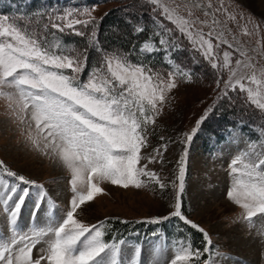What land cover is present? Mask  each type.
I'll use <instances>...</instances> for the list:
<instances>
[{
  "label": "snow or ice",
  "instance_id": "obj_1",
  "mask_svg": "<svg viewBox=\"0 0 264 264\" xmlns=\"http://www.w3.org/2000/svg\"><path fill=\"white\" fill-rule=\"evenodd\" d=\"M144 2L151 13L152 35L129 52L101 47L94 9L42 13L28 19L0 15V98L7 102L5 114L17 127L23 126L27 146L70 171L72 193L65 215L57 217L52 212L55 202L44 185L7 169L0 161V224L6 227L0 230V264H122L127 242L115 237L106 241V221L86 224L78 216L86 203L104 192L102 183L141 188L146 186L141 179L145 177L161 189L168 187L141 163L156 161L160 150H155L156 156H142L141 149H147L149 125L156 123L169 93L179 83L192 80L191 71L176 62L174 53L187 50L194 59L202 58L196 62L210 66L218 88L223 84L220 99L234 102L230 91L246 94L247 101L264 112V68L257 69L248 51L237 47L236 37L235 44L229 41L228 22L236 16L228 12L224 0L217 7L212 0H184L187 15L167 0ZM197 9L210 22L196 17L193 10ZM201 25L209 31L205 33ZM133 31L147 34L148 29L138 24ZM65 35L87 36L88 45L98 54L96 63L89 66L87 48H69L63 41ZM244 35H250L247 28ZM222 45L245 59H236L233 65L228 50H223L221 58ZM159 54L166 68L151 62ZM133 55L144 59L134 62ZM224 71L229 74L227 80L221 77ZM211 111L181 141L185 148L177 161L172 209L138 222L162 226L178 220L202 234L204 247L194 248L190 241L180 240L174 252L167 249L165 260L167 244L157 243L155 264H194L201 258L203 264H215L205 255L211 251L209 234L182 211L188 146ZM162 147L167 151L166 145ZM230 176L227 197L244 210L241 219L254 226L258 214L264 219V142H249L247 150L231 161ZM33 195V219L46 210L48 219L43 226L29 225L25 230L20 223L22 209ZM152 236L162 237L161 228ZM141 252V245L134 246L129 264H138ZM223 258L217 253L218 260Z\"/></svg>",
  "mask_w": 264,
  "mask_h": 264
},
{
  "label": "rangeland",
  "instance_id": "obj_2",
  "mask_svg": "<svg viewBox=\"0 0 264 264\" xmlns=\"http://www.w3.org/2000/svg\"><path fill=\"white\" fill-rule=\"evenodd\" d=\"M204 2L207 3V0ZM167 3L172 7L179 5L178 11L187 15V9L183 7L184 0H167ZM250 3L249 5L245 0H224L228 12L236 16V20L228 22V28L231 29L228 39L235 44L233 36L236 37L239 42L237 47L242 46L246 49L248 56L252 57V63L257 69H261L264 68V55L259 54L264 53V0H250ZM212 4L214 7L219 6V0H212ZM85 9H94L92 14L97 21L106 17L109 22L113 17L116 26L113 23L111 28L114 29L113 35L118 41L124 29L120 27V23L126 20L131 23L130 26L127 25L131 35H135L133 30L138 24L147 26V34L139 36L138 48L152 35L153 26L149 22L151 13L144 0H0V15L10 17L11 13L37 16L46 12ZM193 11L201 21L210 22V17H206L200 10ZM219 18L223 20L224 16L220 15ZM202 27L205 33L209 31L207 26ZM245 28L250 35H244ZM102 47L108 50L104 45ZM253 49H257L258 52H253ZM223 50L232 52L233 65L236 59H245L239 52L228 49L226 45L221 46V58ZM173 55L177 63L191 71L192 80L179 83L178 87L169 93L170 99L156 117V123L149 125L148 147L146 150L141 149L142 156H156L155 150H160L161 155L156 161L149 163L144 159L141 163L147 164V170L155 173L168 187L161 189L154 180L145 177L141 179L145 180L146 186L141 188L131 185L123 188L102 183L104 192L97 195L92 202L86 203L83 206L85 211L78 218L86 224H97L107 218L136 223L138 231L129 232L127 237L118 238L127 242L120 258L122 264H129L128 257L136 245L142 246L141 255L136 258L138 264H155L156 257L153 255L155 244L162 242L167 244L163 257L166 260L167 249L174 252L178 241L191 242L184 232L183 224L178 220L174 219L162 225L165 228V231L161 229L162 237L152 236V232L160 226L138 222L165 215L172 209L175 202L173 182L176 181L178 174L177 161L185 148L181 141L184 140V134L191 133L197 121L211 109L188 146L182 211L209 234L212 241L211 251L205 255L210 256L215 264H264V219L258 214L253 218L254 226L250 227L241 219L244 210L227 197L232 185L231 161L247 150L249 142H264V112L247 101L246 94L237 95L230 91L229 95L233 97L234 102L220 99L223 84L217 87V75L206 63L196 62L202 58L197 56L194 59L191 51H180ZM154 59L162 63L163 54L153 56L152 60ZM163 65L156 67H167L166 64ZM228 75L227 71L221 73L223 80H227ZM86 76L87 71L83 79ZM6 107L7 102L0 98V161H3L7 169L44 185L55 202L52 208L53 215L63 217L72 195L69 184L70 171L27 146L23 126L17 127L6 116ZM217 113L236 115L244 120L228 116L226 117L228 128L215 129L222 122L217 118ZM163 145L167 146V151H164ZM3 178L12 182L6 175ZM34 200L33 195L22 209L20 223L25 230L29 225L43 226L48 219L47 210L39 213L37 219H33ZM47 207L45 205V209ZM0 230L6 231V227L0 224ZM166 232L168 236H164ZM199 234L202 249L204 239L202 234ZM217 253L224 258L218 260ZM194 264H203V260Z\"/></svg>",
  "mask_w": 264,
  "mask_h": 264
},
{
  "label": "trees",
  "instance_id": "obj_3",
  "mask_svg": "<svg viewBox=\"0 0 264 264\" xmlns=\"http://www.w3.org/2000/svg\"><path fill=\"white\" fill-rule=\"evenodd\" d=\"M126 2H128V1H126ZM125 4H128V3H125ZM128 7H129V5H128ZM132 9H133V6H132ZM112 11H114V10H112ZM51 12H53V11H51ZM10 15L12 17L23 16V17H25V19L38 16V15L35 16V15H31V14H19V13H14V14H10ZM113 19L114 18L112 17V19H111L112 21L110 20L108 22L107 20H109V19H106V17H104L100 21H97V24H98V40L100 42L101 47H102V45H104V47H107L108 50H110V51H112V50H119V51L125 50L127 52H129L133 48L134 45L136 46V48H138V44L140 41L139 36H141V34H143V33H139V34L135 33V35H131L128 31V26H127V25L130 26L131 23L130 22L128 23L127 22L128 20H126V21L120 23V27L124 28V29L122 30V33H121L122 36L118 41V40H116V36L113 35L114 29L111 28V25H113V23L115 22V21H113ZM105 22H106V24H105ZM116 22H117V20H116ZM114 25H115V23H114ZM63 41L65 44H67V46L69 48L79 49V47H80V49H83V50L87 48L88 54H89V66H91L94 62H96L97 58H99L98 54L95 52V50L88 45L87 36L79 37L76 35H65V36H63ZM131 59L134 62H136L138 60L144 59V57H139L137 55H133L131 57ZM151 62L154 63L155 66H164L160 60L154 59V60H151ZM85 74H86V72H85ZM85 74L82 76V79L84 78ZM225 115H226V113H217V118L219 120H221L222 122L215 129L225 128L227 126V124H229L226 121V117H228V116L237 117L241 121L244 120L241 117H238L236 115H232V114H228L226 116ZM218 119H216V120H218ZM104 221H106V229H105V240L106 241L109 240L113 235H115V236L123 235L127 231L139 228L136 225V223H134V222L123 221V220H120L117 218H107ZM123 222H126V223H123ZM183 229H184V232L186 233V235L190 238L191 244L193 245V247L201 249L202 241H200L201 239H200L199 232L194 230V229H191L190 227L185 226V225H183ZM200 261H202V259Z\"/></svg>",
  "mask_w": 264,
  "mask_h": 264
},
{
  "label": "bare ground",
  "instance_id": "obj_4",
  "mask_svg": "<svg viewBox=\"0 0 264 264\" xmlns=\"http://www.w3.org/2000/svg\"><path fill=\"white\" fill-rule=\"evenodd\" d=\"M245 1H246V3H248L249 5L251 4V3H250V0H245Z\"/></svg>",
  "mask_w": 264,
  "mask_h": 264
}]
</instances>
